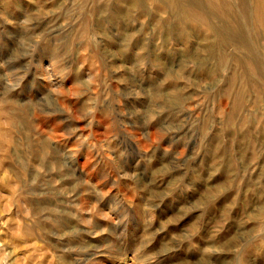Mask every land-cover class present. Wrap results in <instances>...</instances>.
Masks as SVG:
<instances>
[{"label":"rangeland","instance_id":"rangeland-1","mask_svg":"<svg viewBox=\"0 0 264 264\" xmlns=\"http://www.w3.org/2000/svg\"><path fill=\"white\" fill-rule=\"evenodd\" d=\"M138 1L0 0V264H264V75Z\"/></svg>","mask_w":264,"mask_h":264},{"label":"bare ground","instance_id":"bare-ground-1","mask_svg":"<svg viewBox=\"0 0 264 264\" xmlns=\"http://www.w3.org/2000/svg\"><path fill=\"white\" fill-rule=\"evenodd\" d=\"M125 1L131 6H136L139 2L138 0ZM151 1L159 9L166 8L169 10L173 22L206 26L208 35L216 38L219 45H222L216 51L220 61L229 56L223 46L234 44L238 49H243L246 52L245 58H237V63L242 64L243 62L248 68L253 64L264 75V59L261 57L260 50L254 41L255 36L259 34L256 28L264 30V0H238L239 12L234 9V3L231 0ZM208 10L219 18V22L214 23L210 19L211 16ZM41 151L42 156H44L45 150L42 149ZM40 153L38 152L36 155Z\"/></svg>","mask_w":264,"mask_h":264}]
</instances>
